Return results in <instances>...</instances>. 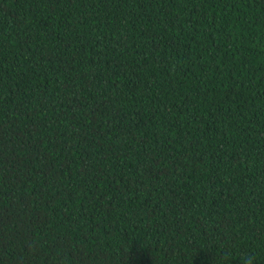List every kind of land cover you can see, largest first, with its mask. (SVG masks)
Returning a JSON list of instances; mask_svg holds the SVG:
<instances>
[{
	"label": "trees",
	"instance_id": "obj_1",
	"mask_svg": "<svg viewBox=\"0 0 264 264\" xmlns=\"http://www.w3.org/2000/svg\"><path fill=\"white\" fill-rule=\"evenodd\" d=\"M264 264V0H0V264Z\"/></svg>",
	"mask_w": 264,
	"mask_h": 264
},
{
	"label": "clouds",
	"instance_id": "obj_2",
	"mask_svg": "<svg viewBox=\"0 0 264 264\" xmlns=\"http://www.w3.org/2000/svg\"><path fill=\"white\" fill-rule=\"evenodd\" d=\"M242 264H254V257L253 256H245L242 260Z\"/></svg>",
	"mask_w": 264,
	"mask_h": 264
}]
</instances>
